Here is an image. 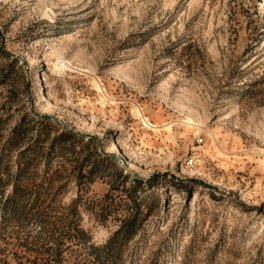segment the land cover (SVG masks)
<instances>
[{"label": "rangeland", "instance_id": "obj_1", "mask_svg": "<svg viewBox=\"0 0 264 264\" xmlns=\"http://www.w3.org/2000/svg\"><path fill=\"white\" fill-rule=\"evenodd\" d=\"M0 264H264V0H0Z\"/></svg>", "mask_w": 264, "mask_h": 264}, {"label": "bare ground", "instance_id": "obj_2", "mask_svg": "<svg viewBox=\"0 0 264 264\" xmlns=\"http://www.w3.org/2000/svg\"><path fill=\"white\" fill-rule=\"evenodd\" d=\"M68 61V60H67ZM65 63H67V62H65ZM70 65H71V63H70ZM61 68V67H60ZM97 88H98V90L99 91H102V92H104V93H106V90L104 89V87L102 86V85H97ZM107 94V93H106ZM108 95V94H107ZM134 112H135V114L136 115H138L139 117H141L142 119H143V121L146 123V124H148L149 126H152V127H154V128H158L159 126H161V125H158L157 123H153V122H151V121H149V118H147V116L144 114V113H141L140 111H139V109H134ZM189 123H191L190 121H188ZM194 125V124H193ZM197 125H200V124H197ZM167 128H171V126L169 125V126H167ZM118 148H120V146H119V144L118 143H115V145L113 146V149H118ZM118 151V150H117ZM120 152V151H119ZM121 152H123L122 150H121ZM126 154V153H125ZM122 155V154H121Z\"/></svg>", "mask_w": 264, "mask_h": 264}, {"label": "trees", "instance_id": "obj_3", "mask_svg": "<svg viewBox=\"0 0 264 264\" xmlns=\"http://www.w3.org/2000/svg\"><path fill=\"white\" fill-rule=\"evenodd\" d=\"M16 140V139H15ZM22 141L20 139H17L14 143H18L20 144ZM14 186H16V184L14 183Z\"/></svg>", "mask_w": 264, "mask_h": 264}]
</instances>
